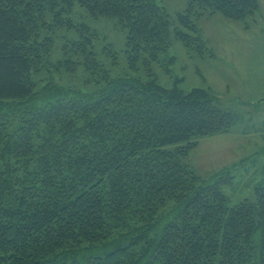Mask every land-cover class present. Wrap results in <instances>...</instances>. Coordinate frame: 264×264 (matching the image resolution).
I'll list each match as a JSON object with an SVG mask.
<instances>
[{"label":"trees","instance_id":"trees-1","mask_svg":"<svg viewBox=\"0 0 264 264\" xmlns=\"http://www.w3.org/2000/svg\"><path fill=\"white\" fill-rule=\"evenodd\" d=\"M159 1L0 0V264H264V179L230 205L236 164L205 177L190 161L238 114L153 68L174 39L204 57L196 20H244L259 0H188L176 20ZM77 7L126 32V71L98 57L95 30L71 20ZM55 24L79 36L53 62ZM103 52L118 63L111 43ZM48 64L89 91L53 86L39 100L32 75Z\"/></svg>","mask_w":264,"mask_h":264},{"label":"rangeland","instance_id":"rangeland-1","mask_svg":"<svg viewBox=\"0 0 264 264\" xmlns=\"http://www.w3.org/2000/svg\"><path fill=\"white\" fill-rule=\"evenodd\" d=\"M259 1L257 12L244 20L232 19L220 12L203 15L196 20L211 50L204 57L189 52L188 47L174 39L169 51L153 65L154 73L163 85L172 87L177 84L185 90L207 88L223 105L238 114L237 122L228 132L201 137L190 153L192 165L205 177L236 164L232 184L223 188L230 205L254 199V187L264 179V0ZM159 2L173 20H176V13L184 11L188 4V0ZM71 20L76 24L84 21L95 30L94 48L104 64L113 69V74L128 69L126 32L115 19H93L77 7ZM55 29L58 36L50 54L53 62L61 58L67 41L79 36L76 28H58L55 24ZM107 43L115 49L117 64L103 52ZM172 56L175 57L173 61ZM55 67L50 64L40 66L32 75L34 92L40 95L39 100L51 97L50 88L53 86L61 91H89L90 87L82 82L80 75L78 78L70 72L60 73L63 69L58 71Z\"/></svg>","mask_w":264,"mask_h":264},{"label":"crops","instance_id":"crops-1","mask_svg":"<svg viewBox=\"0 0 264 264\" xmlns=\"http://www.w3.org/2000/svg\"><path fill=\"white\" fill-rule=\"evenodd\" d=\"M260 2V1H259ZM191 163H193L192 161H191ZM194 165V164H193Z\"/></svg>","mask_w":264,"mask_h":264}]
</instances>
